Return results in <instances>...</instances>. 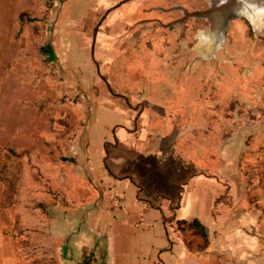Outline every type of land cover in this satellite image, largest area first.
Segmentation results:
<instances>
[{"label": "rangeland", "instance_id": "obj_1", "mask_svg": "<svg viewBox=\"0 0 264 264\" xmlns=\"http://www.w3.org/2000/svg\"><path fill=\"white\" fill-rule=\"evenodd\" d=\"M208 7L0 0L3 257L60 264V213L79 204L82 186L102 183L129 194L136 185L166 190L152 194L188 202L179 218L217 223L207 246L195 229L169 226L172 238L180 234L173 240L202 254L184 264H264V27L233 16L218 49L204 55L197 36L210 24L184 13ZM138 118L145 128H135ZM152 132L169 141L163 151L145 148ZM227 207L249 237L228 254L220 252Z\"/></svg>", "mask_w": 264, "mask_h": 264}, {"label": "crops", "instance_id": "obj_2", "mask_svg": "<svg viewBox=\"0 0 264 264\" xmlns=\"http://www.w3.org/2000/svg\"><path fill=\"white\" fill-rule=\"evenodd\" d=\"M128 106L135 113L143 112L142 109L145 108L142 104L137 107L132 104H128ZM131 122L134 123V121H130V129L126 128L127 133L134 132L131 130ZM135 124V128L137 126H141V129L146 127L140 118L136 120ZM147 140V142L144 141L145 148L149 150L163 151L169 144L165 137L158 136V132H152ZM136 143H141V140ZM117 144L119 145L118 141ZM130 144L133 148L135 143ZM95 172L100 175L99 170L95 169ZM139 186L136 185L137 189L130 194L125 187L118 188L102 183L89 185V187L82 186L80 188L82 199L78 200L79 204L60 213L65 235L55 234L54 239V246L59 245L56 258L61 260L60 264L63 260L79 264L82 257L90 253L95 257L93 264H184L186 259L191 260L195 256L199 258L202 254L191 252L185 241L182 239L179 242L173 240L180 234L177 233L172 238L169 229L172 224L178 229L181 226L184 228L187 224H179L180 221L193 220L185 219L183 216L178 217V211L186 208L188 202L182 204L180 201L176 206L171 197L161 193L152 194V192L166 190H156L155 187L143 188V190ZM142 190L143 192H141ZM238 203L236 201L235 205L237 206ZM56 210L59 211V207ZM228 212L227 207L221 225L224 230L222 236L218 231L224 241L220 245V252L226 251L227 254L229 252L228 245H235V250L238 251L245 247L249 241V237L243 229L244 225H240L238 219L234 222L229 216L232 212L230 214ZM55 214V217L60 216L58 212ZM201 222L206 227L208 237L212 234V228L213 230L219 228L217 223L205 224L203 221ZM239 227L242 232L237 231L238 233H236V229ZM230 231L233 232L231 238L228 236ZM181 235H183L182 232ZM2 249L3 247H0L1 264H12L10 257H3ZM231 253L233 255L234 249ZM105 259L106 261H104Z\"/></svg>", "mask_w": 264, "mask_h": 264}, {"label": "bare ground", "instance_id": "obj_3", "mask_svg": "<svg viewBox=\"0 0 264 264\" xmlns=\"http://www.w3.org/2000/svg\"><path fill=\"white\" fill-rule=\"evenodd\" d=\"M207 1L209 8L207 14L202 17L210 25L199 30L197 36L199 39L198 49L204 55H209L218 49V45L222 40V32L225 31L226 22L231 15L247 18L256 28L264 27V0Z\"/></svg>", "mask_w": 264, "mask_h": 264}, {"label": "trees", "instance_id": "obj_4", "mask_svg": "<svg viewBox=\"0 0 264 264\" xmlns=\"http://www.w3.org/2000/svg\"><path fill=\"white\" fill-rule=\"evenodd\" d=\"M43 50L45 51L46 54H50L52 56L51 48L50 47H44ZM187 224L189 228L195 229L198 234H200L204 240H205V246L208 245L209 243V238L208 234L206 232V227L204 224L199 220V219H193L191 221H180L179 224ZM95 261V257L93 256L92 253L90 254H85L79 264H93Z\"/></svg>", "mask_w": 264, "mask_h": 264}, {"label": "water", "instance_id": "obj_5", "mask_svg": "<svg viewBox=\"0 0 264 264\" xmlns=\"http://www.w3.org/2000/svg\"><path fill=\"white\" fill-rule=\"evenodd\" d=\"M209 8V7H208ZM208 8L205 9V10H196L194 12H190L188 11L187 13H184V16L187 18V17H202V16H205L207 14V11H208ZM233 15L229 16V19L232 17ZM229 19L227 20L226 22V26L228 25V21Z\"/></svg>", "mask_w": 264, "mask_h": 264}]
</instances>
